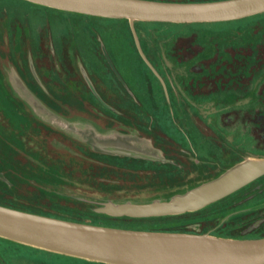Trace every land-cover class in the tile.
Wrapping results in <instances>:
<instances>
[{"label": "rangeland", "instance_id": "374dc122", "mask_svg": "<svg viewBox=\"0 0 264 264\" xmlns=\"http://www.w3.org/2000/svg\"><path fill=\"white\" fill-rule=\"evenodd\" d=\"M197 3L219 0H159ZM264 160V13L107 19L0 0V206L117 230L264 238V176L137 218ZM0 264H102L0 237Z\"/></svg>", "mask_w": 264, "mask_h": 264}, {"label": "water", "instance_id": "95a60500", "mask_svg": "<svg viewBox=\"0 0 264 264\" xmlns=\"http://www.w3.org/2000/svg\"><path fill=\"white\" fill-rule=\"evenodd\" d=\"M93 17L159 23L229 22L264 13V0L178 3L154 0H25ZM264 176L252 161L178 202L122 205L116 215L146 218L195 212ZM0 237L56 254L103 264H264V238L139 232L87 226L0 206Z\"/></svg>", "mask_w": 264, "mask_h": 264}, {"label": "trees", "instance_id": "16d2710c", "mask_svg": "<svg viewBox=\"0 0 264 264\" xmlns=\"http://www.w3.org/2000/svg\"><path fill=\"white\" fill-rule=\"evenodd\" d=\"M154 1H159V0H154ZM55 254V253H54ZM103 264V263H102Z\"/></svg>", "mask_w": 264, "mask_h": 264}]
</instances>
